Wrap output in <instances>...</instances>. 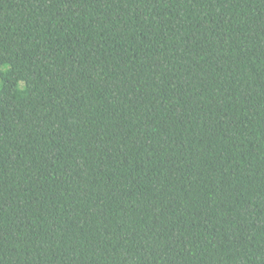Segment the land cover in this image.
<instances>
[{
	"label": "trees",
	"instance_id": "16d2710c",
	"mask_svg": "<svg viewBox=\"0 0 264 264\" xmlns=\"http://www.w3.org/2000/svg\"><path fill=\"white\" fill-rule=\"evenodd\" d=\"M0 264H264V0H0Z\"/></svg>",
	"mask_w": 264,
	"mask_h": 264
}]
</instances>
